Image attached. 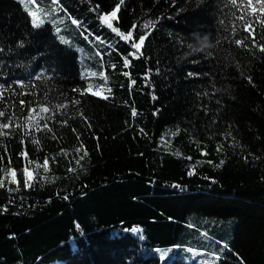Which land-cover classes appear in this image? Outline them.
I'll return each mask as SVG.
<instances>
[{
    "label": "trees",
    "instance_id": "16d2710c",
    "mask_svg": "<svg viewBox=\"0 0 264 264\" xmlns=\"http://www.w3.org/2000/svg\"><path fill=\"white\" fill-rule=\"evenodd\" d=\"M118 3L34 0V27L0 0V264H264V26L246 0H124L126 41ZM33 108L51 132L16 127Z\"/></svg>",
    "mask_w": 264,
    "mask_h": 264
},
{
    "label": "snow or ice",
    "instance_id": "6c2138e0",
    "mask_svg": "<svg viewBox=\"0 0 264 264\" xmlns=\"http://www.w3.org/2000/svg\"><path fill=\"white\" fill-rule=\"evenodd\" d=\"M21 2L23 3L24 0H21ZM28 2L32 3V2H34V0H28ZM52 3L53 4H58V0H52ZM123 3H124V0H120V3H118L111 12H108L107 14L101 15L100 19H101L102 22H107L108 23V27H110L113 32H116L122 39H125L127 41V40L132 39L133 32L131 30H129L127 32V34L125 35V33L121 32L118 27H113L111 22H110V20H117L118 19L117 11L119 10L120 5L123 4ZM231 3L233 4V6H236L237 0H231ZM244 6L248 7V8H251V10H252L251 14L256 15V20L262 26H264V20H261V16L264 15V0H246V3H245ZM96 7L99 8V5H97ZM257 13H259V14H257ZM29 15L32 17V24H33L34 27H38L40 24L44 23V20L40 19V17L37 15L36 12L30 11ZM238 19L243 20L244 17H238ZM72 23L73 24H77L78 21L73 20ZM154 23H155L154 21H148V22H146L143 25V27L146 28V29L150 28L151 26H154ZM136 27L137 26L135 24L132 25L133 29H135ZM245 28H246L247 31H249V35L252 36L253 42L255 44V42H256L255 35H254V31L255 30L252 28L251 22L246 24ZM57 32H59V29H57ZM148 34L149 33H144V34L139 35L138 42L132 43L131 46L136 50V52H140L141 47L144 44ZM97 39H99V38H97ZM235 43L237 45H241V46L244 45V41L243 40H236ZM259 50L264 52V45L260 46ZM130 55L135 57V53H130ZM124 64H125V66H127L129 64V61L127 59H125ZM93 75H96V74L93 73ZM100 75H103V73H100ZM133 83H135V82L133 81ZM9 87H11V86H9ZM3 89H4V86L0 85V90H3ZM104 98L107 99V97H104ZM72 103H74V104L75 103H79V101H75L74 100ZM21 104L23 105L24 102L21 101ZM54 107L57 110H59V109L65 108L66 105L58 104V105H55ZM49 111H50V108H49V106H46V105H40L38 107V113H37V109H35V108L30 109L28 116L25 117L26 123L23 124V125H16V127L21 128L22 130H24V129L35 130V131L47 130V131L51 132L52 129L49 128L47 123L40 124L39 121H33V123L31 125H29L27 123V121L32 119L33 113H37V114H39V113H48ZM132 114H133V116H135L137 113L135 112V110H133ZM4 116H5V113L3 111H0V117H4ZM9 119H11V118L9 117ZM44 119H51V116L45 117V116L41 115L40 116V120H44ZM65 123H66V121H65ZM9 127H10V125L8 123H0V136H7L9 133L7 131H5V130L9 129ZM24 134L28 135V131H25ZM32 142L35 143V144L39 143V141L35 140V139H33ZM80 147L82 148L83 145H81ZM76 151L79 152L80 148H77ZM22 155H24L26 157L27 153H22ZM84 155L86 156L87 152H85ZM82 158L83 157H81V159ZM221 163H223V162H221ZM40 166L41 165H37V167H40ZM42 166L44 167L45 171L48 170V159L47 158H45L44 163H43ZM8 171L12 175V181L11 182H15V172H14V170L9 169ZM24 173H25V177H26L25 186L27 187V186H30V181L34 179V176L32 175V173L27 168L24 169ZM3 186H4L3 180L0 179V187H3ZM166 255H167V252H162L161 255H160V259L163 260Z\"/></svg>",
    "mask_w": 264,
    "mask_h": 264
},
{
    "label": "rangeland",
    "instance_id": "374dc122",
    "mask_svg": "<svg viewBox=\"0 0 264 264\" xmlns=\"http://www.w3.org/2000/svg\"><path fill=\"white\" fill-rule=\"evenodd\" d=\"M18 1L23 5V7L28 11V13L30 11L36 12V9H34L32 7V3H29L28 0H24L23 3L21 2V0H18ZM31 19H32V17H31ZM40 19H43V18L40 17ZM79 59H80V61H82L81 56L79 57ZM143 252L145 254H148V253L156 254L158 257H160L162 252H167V255L162 260L161 264H165L168 258H172L174 256L180 257L182 259V261H184L185 263H188V264H214L216 261L215 258L210 257V256H204V257L197 256V257H195L193 255H188L184 250L177 249L175 247H167V248L155 247L149 251H147L146 249H143Z\"/></svg>",
    "mask_w": 264,
    "mask_h": 264
},
{
    "label": "clouds",
    "instance_id": "9594fccd",
    "mask_svg": "<svg viewBox=\"0 0 264 264\" xmlns=\"http://www.w3.org/2000/svg\"><path fill=\"white\" fill-rule=\"evenodd\" d=\"M208 37L205 36L203 38V41L201 42L200 46L198 48H196V51H202L205 48H210L211 45L207 43ZM191 47V46H190Z\"/></svg>",
    "mask_w": 264,
    "mask_h": 264
}]
</instances>
